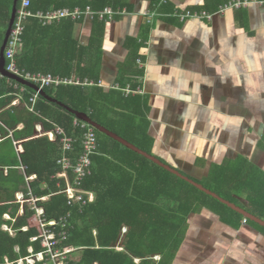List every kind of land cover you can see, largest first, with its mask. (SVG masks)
<instances>
[{
	"label": "trees",
	"instance_id": "16d2710c",
	"mask_svg": "<svg viewBox=\"0 0 264 264\" xmlns=\"http://www.w3.org/2000/svg\"><path fill=\"white\" fill-rule=\"evenodd\" d=\"M22 2L20 0L19 9ZM107 5L116 8L119 3L116 0H36L29 10L33 14L63 7L85 9L91 6L98 10ZM14 6L15 0H0V51ZM24 24L23 46L16 57L21 69L62 79L77 76L95 82L100 80L98 44L93 40L89 45L79 42L74 36L76 20L64 18L44 24L40 18L30 16ZM12 80L0 79V264H8L6 258L17 261L47 249L42 237L31 240L40 235L39 227L31 225L35 211L26 205L23 216H18L20 206L16 203V194L19 192L27 199L48 197L37 203L44 208L47 222H59L71 213L66 225L49 226L60 239L55 249L76 248L64 258L58 257L61 264H173L190 214L203 205L220 211L228 222L240 223L246 218L264 231V226L238 209L97 129L98 153L92 157V175L84 183L85 189L96 193V200L82 210L77 205L69 206L66 196L59 193L61 189L54 178L61 171L57 160L62 155V146L57 140L52 142L48 137H39L36 124L42 123L45 131L52 130L57 124L73 138L74 163L82 153L85 133V129L74 124L75 112L85 113L152 156V139L138 120L142 114L140 97H124L118 89L106 90L98 85H50L43 88L45 95L40 93L35 103L36 112H32L26 103L37 90L20 83L26 86L23 100L20 105L11 106L15 98V90L10 86ZM20 123L24 127L18 129ZM15 142L23 147V153H18ZM222 173V170H216L212 175L219 184L217 186L194 181L264 220V173L257 181L239 175L233 184L225 183V173ZM33 176L36 179L29 180ZM70 179H73L71 174ZM243 194L247 195L248 202L242 200ZM6 214H10L12 221L4 220ZM124 225L128 228L121 235ZM4 226L14 230L15 234L4 231ZM25 227L29 228L23 230ZM61 231L66 232V237L60 238ZM159 254L162 259H155ZM134 258H140V261L136 263ZM45 263L55 264L49 255L45 261L35 264Z\"/></svg>",
	"mask_w": 264,
	"mask_h": 264
},
{
	"label": "crops",
	"instance_id": "0c3cea01",
	"mask_svg": "<svg viewBox=\"0 0 264 264\" xmlns=\"http://www.w3.org/2000/svg\"><path fill=\"white\" fill-rule=\"evenodd\" d=\"M116 1V8H125L127 14L107 21H76L74 36L82 45L92 40L98 44L104 89L130 84L141 90L134 94L140 97L138 120L152 139V156L200 182L213 180L216 170L225 173L224 182L229 184L239 175L261 179L264 3L229 9L211 21L180 22L173 16L144 13L157 8L167 13L215 12L228 0H169L161 7L159 0ZM56 175L62 190L66 183ZM246 196L241 198L248 202ZM16 203L19 217L26 205L32 210ZM173 264H264V231L248 221L228 222L220 211L200 206L188 218Z\"/></svg>",
	"mask_w": 264,
	"mask_h": 264
},
{
	"label": "built area",
	"instance_id": "2783aa9c",
	"mask_svg": "<svg viewBox=\"0 0 264 264\" xmlns=\"http://www.w3.org/2000/svg\"><path fill=\"white\" fill-rule=\"evenodd\" d=\"M36 0H23L22 7L17 10V17L13 25L6 50H5V59H6V71L26 82L31 84H36L40 89H43L45 86L50 85H59V84H77V85H98L104 86L102 80L95 82L92 79L85 78L81 79L77 76L72 78L62 79L58 76H53L51 74H42V73H31L24 69H21L16 62L17 55L21 52L23 46V33L25 29V20L30 16H35L40 18L44 24H51L56 21H60L64 18H71L73 20H80L82 18L98 19L101 21H107L113 18L116 14H127L128 11L125 8H114L110 5L105 6L103 9L94 10L91 6H87L85 9L76 7L74 9L63 7L53 10H48L46 12H39L33 14L29 8H31L33 2ZM169 0H159L158 7H161L168 3ZM252 3L263 4L264 0H228L224 5H222L217 11L210 12L207 10H191V9H182L176 10L173 13L160 12L157 9L153 10L151 13L145 12L144 14H150L151 17L158 16H173L180 22L184 21H194L198 19L211 21L216 14H224L225 11L229 9H239L245 8ZM137 65L139 68L143 66L142 62L138 59ZM5 76L0 72V79ZM12 80V79H11ZM10 86L14 88L15 98L11 103V106L20 105L23 100V94L26 91V86L21 85L19 82L12 80ZM114 89H118L122 92L123 96H129L139 93V87L132 88L130 84H126L125 87H119L117 85L112 86ZM40 96V90H37L36 93L30 98L29 103H26V107L32 111L35 110V103ZM2 124V122L0 121ZM75 125L80 126L85 129V133L82 140V153L77 158L74 163L73 155H70V152L73 151V138L69 137L66 134V131L57 124H54L52 130L45 131L42 123L36 124V130L39 133V137L45 136L48 137L50 141L54 142L57 140L62 145V155L57 160V164L61 167V172L56 175V178H60L66 183V187L62 189L59 193L66 196L68 205L75 206L78 205L80 209L86 207L87 205L94 203L96 200V194L93 191L87 190L84 188V183L92 175V157L98 153V136L96 128L89 122L82 120L80 118H75ZM23 124L18 125V129L23 128ZM0 142H2V137L0 134ZM18 153H23L22 146L15 142ZM70 174L73 176V179H70ZM34 177H30L29 180H33ZM47 198L42 199H26L24 193L17 194V202L21 205L28 204L30 208L35 211V216L31 220L32 226H37L40 229V235L32 237L31 240H36L39 237L43 238V246L47 249L45 252H40L33 254V248L30 247V252L33 255H30L25 258H20L17 261H9L6 258L8 264H35L37 261H45L46 255H49L55 264H61L58 261V257H66L67 253L76 250L74 247H64L62 251L55 249L54 247L58 244L59 238L56 233L52 231L49 226H55L61 224L62 226L66 225V222L71 217V213L67 214L66 217L57 221L47 222L45 220V210L42 207H39L37 203L39 201H45ZM23 211V208H22ZM8 221H12L9 216H5ZM14 222V221H13ZM244 222H247V219H244ZM29 227L23 228L27 230ZM4 231H9L12 235L15 234L14 230L4 226L2 228ZM126 231L125 227H122L121 232ZM60 238L66 237V232H59ZM18 250V247L16 248ZM155 259L161 260L162 255H156ZM47 264V263H45Z\"/></svg>",
	"mask_w": 264,
	"mask_h": 264
},
{
	"label": "water",
	"instance_id": "95a60500",
	"mask_svg": "<svg viewBox=\"0 0 264 264\" xmlns=\"http://www.w3.org/2000/svg\"><path fill=\"white\" fill-rule=\"evenodd\" d=\"M19 3L20 0H15V6L14 9L12 10V15H11V19L9 22V26L6 30L5 33V37L1 46V51H0V72L7 78L9 79H13L23 85H30L33 88H35L36 90H40V93L42 95H45V91L43 89H40L36 84H31L29 82H26L10 73H8L6 71V59H5V50H6V46L13 28V25L15 23V19L17 17V10L19 9ZM75 114L77 115L78 118L85 120L89 123H91L97 130L101 131V133L106 134L107 136L111 137L113 140L119 142L120 144H122L123 146H125L126 148L132 150L135 153H138L139 155L144 156L146 159L151 160L152 162L156 163L157 165H160L162 167H164L165 169L175 173L177 176L185 179L186 181H188L189 183H191L194 186H197L198 188H200L201 190H203L204 192L208 193L211 196H214L217 199H221L222 201H224L225 203H227L230 206H233L234 208L238 209V211L242 212L243 214H245V216L259 224H261L262 226H264V220L255 216L254 213L250 212L249 210H247L246 208L238 205L236 202L231 201L229 199H224L223 197H221L220 195H218L216 192L212 191L211 189L205 187L204 185H201L199 183H197L196 181L190 179L189 177L184 176L183 174H181L179 171H177L175 168H173L170 165L165 164L163 161L157 159L156 157L147 155L145 152L139 150L138 148H136L134 145L128 143L127 141L123 140L122 138H120L119 136H117L116 134L112 133V131H110L109 129H107L106 127L102 126L101 124L95 122L94 120H92L89 116H87L85 113H81V112H75Z\"/></svg>",
	"mask_w": 264,
	"mask_h": 264
},
{
	"label": "rangeland",
	"instance_id": "374dc122",
	"mask_svg": "<svg viewBox=\"0 0 264 264\" xmlns=\"http://www.w3.org/2000/svg\"><path fill=\"white\" fill-rule=\"evenodd\" d=\"M2 28V26H1V24H0V29ZM121 87H123V86H121ZM217 180H218V178H217ZM201 182H203V183H206V184H209L211 187L212 186H214V185H219L217 182H215V180H211V181H201Z\"/></svg>",
	"mask_w": 264,
	"mask_h": 264
}]
</instances>
